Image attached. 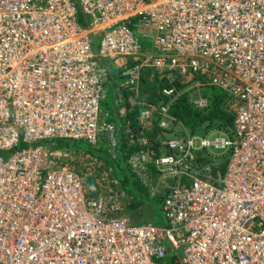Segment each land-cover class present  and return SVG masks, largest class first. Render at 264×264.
Instances as JSON below:
<instances>
[{
    "label": "built area",
    "instance_id": "1",
    "mask_svg": "<svg viewBox=\"0 0 264 264\" xmlns=\"http://www.w3.org/2000/svg\"><path fill=\"white\" fill-rule=\"evenodd\" d=\"M207 1L62 0L59 8L52 0H0V264H157L168 254L182 264H264V0H214L223 13L209 12ZM78 7L92 19L87 27ZM31 9L42 17L33 19ZM146 42L155 54L143 53ZM137 55L169 83L162 90L169 102L141 110L143 126L157 120L166 132V154L147 152L148 158L166 183L179 180L165 189L163 227L133 225L119 215L116 182L91 167L57 165L61 151L43 145L57 139L95 145L102 88L112 76L102 62ZM123 71L125 88H137L140 69ZM197 78L227 95L234 123L233 138L219 139L224 146L166 139L177 122L175 95ZM193 101L200 110L211 106L205 98ZM22 143L31 146L6 160L3 154ZM212 146L230 152L225 176L192 180L184 162ZM234 196L243 200L237 215L229 211ZM221 201L227 212L218 206L215 212L221 207L224 214L214 219H229V231L196 235L203 210ZM253 226L258 232L247 235Z\"/></svg>",
    "mask_w": 264,
    "mask_h": 264
},
{
    "label": "trees",
    "instance_id": "2",
    "mask_svg": "<svg viewBox=\"0 0 264 264\" xmlns=\"http://www.w3.org/2000/svg\"><path fill=\"white\" fill-rule=\"evenodd\" d=\"M113 72L119 75L115 76V74H112L105 83V87L108 88L112 85L114 103L106 107L105 103L107 105V101H101V104L105 110L106 123L115 129L114 138L116 139V147L114 151L111 152L109 144L101 138L95 145L84 141L59 139L50 142L49 146L54 151L61 147L62 151L70 149L67 151L73 153L83 152L84 155H89L93 159L100 160L102 163L101 167L94 172L99 173L101 171L100 174L102 173L103 175L111 173L112 180L117 183L127 197L132 198L124 201V209L121 215L130 218L135 225L142 223L152 224L154 221H150L152 218L146 215L147 209L154 207L152 205L154 204V200L158 204L162 203L166 193L162 191L157 193L151 190V186L156 183L155 179L158 174L152 167L148 174L143 173V169L141 168L139 174L135 161L143 165L141 154L144 152L160 151L163 147V136L161 133L163 130L159 128L157 120L150 126H141L139 122L140 108L145 104L167 103L169 99L162 94L160 86L157 88L152 87L151 89L143 87L138 92L122 88V92L119 93L116 82L121 78L122 82H124L126 78L121 76V70H113ZM147 74L143 75L147 76ZM143 80H145V77L142 79L141 84L144 83ZM119 97L122 99L118 103ZM130 97L135 99L137 102L136 106H131L129 102ZM226 98L227 95L225 93L215 94L209 108L198 110L190 104L188 95H183L174 100L171 106V114L176 119L174 122L177 121L176 123L183 124L192 131L206 123L209 126L219 123V127L228 129L233 126L234 115L227 109ZM122 110H124V114L121 116ZM141 133L147 143L142 140ZM104 146L107 147L106 151L102 149ZM105 167L109 170L104 172ZM225 170L226 168L222 169L223 174ZM157 264H182V262L178 255L168 254L165 258L159 259Z\"/></svg>",
    "mask_w": 264,
    "mask_h": 264
},
{
    "label": "rangeland",
    "instance_id": "3",
    "mask_svg": "<svg viewBox=\"0 0 264 264\" xmlns=\"http://www.w3.org/2000/svg\"><path fill=\"white\" fill-rule=\"evenodd\" d=\"M79 11V15H78V20L81 24L82 27H87L89 23H91L92 19L88 18L85 19V16L82 14L81 9L78 7ZM207 9L209 10V12L211 11H217L219 10V12L223 13V8H218V6L216 5V3L214 2V0H208L207 1ZM95 40L97 41L96 46L94 47V50L96 52H99L100 48H101V42H102V36H100L99 38H95ZM156 49L154 48V46L149 43L146 42L144 44L143 47V53L146 55H153L155 54ZM103 65H105V67L107 69L112 70V74L115 76L119 75L117 73H114L113 70H121L122 74L121 76H125L124 75V69L127 68H131V69H135V68H139L140 69V73H139V81H138V87L136 88H125V83L127 82V79L124 80V82H122V78L119 79L116 83V87H117V91L120 93L122 92V88L126 89V90H136L138 92V90H141V88L145 87L147 89H151L152 87H161L162 90L166 87H168L169 83H167V81L165 80L164 75L159 72V71H150V69H147L144 65H143V61L141 59V57H138V55L136 56V58L131 59V58H120L117 60H110V59H105L102 62ZM122 68V69H121ZM150 71V72H149ZM147 74V76H144L143 74ZM145 77V80H143L144 83L141 84L142 79ZM107 79V77H106ZM105 79V80H106ZM104 82L106 83L107 81ZM105 83H104V87L102 88V102L107 101V105L105 103V107L108 105H113L114 103V91L112 88V85H110V87H105ZM132 87V86H130ZM188 89L185 86H182L180 88V91L178 90V96L175 95V100L177 98H180L183 95H188L189 97V102L191 105H193L194 108V101L193 99H198V98H205L207 100H209V102H212L213 98L215 97V94H223V92L216 88L213 87L211 85L208 84V81L205 79H201V78H197L194 79L193 81H191L188 85ZM122 97V96H121ZM133 98V97H132ZM122 98L119 97L118 103L119 101H121ZM100 107H101V112H100V121H99V127H100V136L99 139L101 138L102 140H105L108 144H109V148L111 150V152L114 151L115 147H116V139L114 138V133H113V127H110L111 125L106 123V114H105V110L102 108V104L100 103ZM198 110H200V108H196ZM142 106L140 108V116H139V122L141 124V126L144 125L145 119L142 117ZM124 114V110H122V112L120 113V115L122 116ZM111 128V129H110ZM111 130V131H110ZM162 136L165 137V133L164 131H161ZM233 134V126H231L228 129H222L221 127H219V123H214L213 125L209 126L208 123L203 124L201 126H199L196 130H190L188 127H186L183 124H179L176 123L170 132H168L166 135V139L169 137H173V136H183V138H193V137H197L198 139H202V140H208L210 142L214 141V138L217 139H231L233 138L232 136ZM58 140V139H57ZM55 141V140H54ZM52 142V141H51ZM99 141L96 142V144ZM163 142V141H162ZM51 143L46 141L43 142V145L49 146ZM32 145H37V144H32ZM31 145H27V144H19L18 147L11 151V152H7L4 153L3 156L5 157V159L7 160L9 157H11L13 155V153H15L16 151H20L24 148L30 147ZM163 145V147L160 149V151H155L157 154V156H162L163 154H166L167 152V147ZM103 151H106L107 147L104 146L102 147ZM53 150V149H52ZM65 150H70V149H64ZM57 151H61V154L58 155V157L55 159V162L57 163V165H61V166H69V167H73L76 169H84V168H94L93 170L97 171L96 169H98L99 167H101V165H99L100 160H96L93 159L92 157H90L89 155H84L83 152H77V153H73V152H66L64 153L62 151V148H57ZM229 150H225V149H217L215 147H209V148H204L202 150H198L194 153L193 155V159L189 160V161H185V166L184 163L182 166L184 167H188L189 170L191 171V174L194 176V178H192V180L195 179H208L214 182H218L220 181V179L222 177L225 176L226 172H227V166H228V162H229V158H230V152H228ZM60 153V152H59ZM68 153V154H67ZM141 160H142V164L141 165L138 161H135L136 164V168L137 172L140 174V169H143V173L145 172L146 174H148L149 171H151V169L153 168L156 173L158 174V170L156 168H154V165L151 163V160L148 158V155L146 152H144L143 154H141ZM150 165V166H149ZM225 165V166H224ZM148 166V167H146ZM152 167V168H151ZM151 168V169H150ZM226 168L225 173H222V169ZM102 169V168H101ZM109 169L107 167H105L104 172L108 171ZM193 170V171H192ZM101 172V171H100ZM101 176H104L106 178H108V180L110 181L111 184H114L112 180V175L111 173H105V175H103L101 173ZM159 176V177H158ZM156 180V183L154 185L151 186V190L153 192H163L166 193L165 189L166 187H172L174 184H176L177 181H179L178 179H168V182L166 183L164 180V175H158ZM185 181V180H183ZM117 184V183H116ZM119 188V186H118ZM120 192H122L121 194H123L122 197V209L119 213V215H121V212L124 209V201H126V199H132L130 197H127V195L124 193V191H122L121 188H119ZM156 193V194H157ZM165 198V197H164ZM154 207L147 209L146 215L150 216L152 218V220L150 221H154L152 222V224H139V225H135L134 223H131L135 226H152V227H163L166 225V219L165 216L163 214V212L161 211V204L162 203H157L155 200L153 201ZM151 205V206H152ZM159 209V210H158ZM124 216V215H121ZM114 217V215H113ZM127 217V216H126ZM130 219V218H129Z\"/></svg>",
    "mask_w": 264,
    "mask_h": 264
},
{
    "label": "bare ground",
    "instance_id": "4",
    "mask_svg": "<svg viewBox=\"0 0 264 264\" xmlns=\"http://www.w3.org/2000/svg\"><path fill=\"white\" fill-rule=\"evenodd\" d=\"M53 1V5L54 7H59L61 8L62 7V0H52ZM28 8V7H27ZM31 11H33L32 13V16H33V19H40L42 17L41 14L39 13H35L34 9H31ZM50 12H52V9L49 10ZM39 77V76H38ZM45 82V80L43 79H40V83L39 85H43ZM216 144H219L221 146H224L225 143L221 142L219 139H216L215 140ZM235 166V165H234ZM229 192H225V193H220L218 198L216 197L214 201H216L217 199H220L222 198L223 196H226ZM243 204V200L237 196H234L232 198V204L230 206V213L231 215H237L239 210H240V206ZM224 206L225 207V213L227 212V207H226V204L221 201L219 202L218 205H216L215 207L212 208L211 212H206V210L204 209L203 210V213H204V218L201 220V222L196 226V230L195 232L197 233L196 235H198L199 233H206L207 235H211V232H228L229 231V227H230V220H222L223 222H219V221H216L214 219V217H216V212H217V215H223L224 214V211H223V208H218V210L215 212V209L218 207V206ZM198 207H199V204L198 205H195L194 206V209L198 210ZM199 211V210H198ZM235 227H240L238 223L234 224ZM256 226H253V228L247 232V235L248 234H253L254 232H258L257 231H254V228ZM88 258H94V255H86ZM81 259H79L78 261H80Z\"/></svg>",
    "mask_w": 264,
    "mask_h": 264
},
{
    "label": "water",
    "instance_id": "5",
    "mask_svg": "<svg viewBox=\"0 0 264 264\" xmlns=\"http://www.w3.org/2000/svg\"><path fill=\"white\" fill-rule=\"evenodd\" d=\"M88 183H89V186L91 187V191H90L91 196H92L93 198H97L98 194H97V191H96V189H95V182H94V179H93V178H89Z\"/></svg>",
    "mask_w": 264,
    "mask_h": 264
},
{
    "label": "clouds",
    "instance_id": "6",
    "mask_svg": "<svg viewBox=\"0 0 264 264\" xmlns=\"http://www.w3.org/2000/svg\"><path fill=\"white\" fill-rule=\"evenodd\" d=\"M164 199H165V198H164ZM163 202H164V200H163ZM163 202H162V204H161V208H160V209H161V211H162ZM162 212H163V211H162Z\"/></svg>",
    "mask_w": 264,
    "mask_h": 264
},
{
    "label": "crops",
    "instance_id": "7",
    "mask_svg": "<svg viewBox=\"0 0 264 264\" xmlns=\"http://www.w3.org/2000/svg\"><path fill=\"white\" fill-rule=\"evenodd\" d=\"M217 138H214V141L216 140Z\"/></svg>",
    "mask_w": 264,
    "mask_h": 264
}]
</instances>
